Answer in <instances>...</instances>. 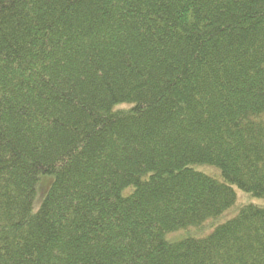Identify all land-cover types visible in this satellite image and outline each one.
I'll list each match as a JSON object with an SVG mask.
<instances>
[{
  "label": "trees",
  "instance_id": "obj_1",
  "mask_svg": "<svg viewBox=\"0 0 264 264\" xmlns=\"http://www.w3.org/2000/svg\"><path fill=\"white\" fill-rule=\"evenodd\" d=\"M233 186L264 198V0H0V264H264L253 205L166 239Z\"/></svg>",
  "mask_w": 264,
  "mask_h": 264
},
{
  "label": "rangeland",
  "instance_id": "obj_2",
  "mask_svg": "<svg viewBox=\"0 0 264 264\" xmlns=\"http://www.w3.org/2000/svg\"><path fill=\"white\" fill-rule=\"evenodd\" d=\"M200 170L209 176L215 177L217 179H222V177H220L219 170L215 167L203 166L200 168ZM52 182H53L52 176H44L41 180V183L38 185L37 196L33 204V210L35 212H37L40 209L48 193V191L46 192L47 187L50 184L52 185ZM233 188L237 194V202L234 207L224 212L216 220L208 221L202 228L193 227L187 230H182V231L167 235L166 237L167 241L170 243H175V242H179V241H182L190 237H194V238L207 237L215 230L217 226L222 225L228 222L229 220L233 219L243 207L248 206V205H253L259 208H264V198H259V197H255L253 195L247 194L234 186Z\"/></svg>",
  "mask_w": 264,
  "mask_h": 264
}]
</instances>
